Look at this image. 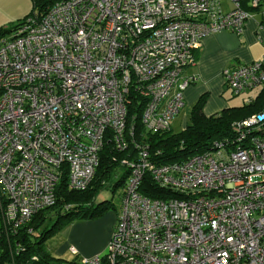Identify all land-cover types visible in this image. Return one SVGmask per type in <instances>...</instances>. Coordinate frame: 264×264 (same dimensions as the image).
Here are the masks:
<instances>
[{
	"label": "built area",
	"instance_id": "built-area-1",
	"mask_svg": "<svg viewBox=\"0 0 264 264\" xmlns=\"http://www.w3.org/2000/svg\"><path fill=\"white\" fill-rule=\"evenodd\" d=\"M231 1L226 12L223 0H60L1 39V231L55 205L64 175L69 189H87L109 138L136 155L122 160L130 172L107 251L82 264H264V109L183 161H156L145 141L185 109L198 78L184 70L203 38L243 31L252 12ZM246 1L264 12V0ZM223 75L245 104L264 86L260 61ZM148 174L160 197L142 191Z\"/></svg>",
	"mask_w": 264,
	"mask_h": 264
},
{
	"label": "trees",
	"instance_id": "trees-1",
	"mask_svg": "<svg viewBox=\"0 0 264 264\" xmlns=\"http://www.w3.org/2000/svg\"><path fill=\"white\" fill-rule=\"evenodd\" d=\"M33 1L35 6L33 16L40 19L60 0ZM31 16L32 14H28L14 27L0 28V38L6 32L12 35ZM205 101L206 94L202 95L191 108L190 121L181 131L174 132L171 129L146 136L145 141L150 146L156 161L162 163L183 161L193 154L210 149L217 140L234 137L235 122L264 109V86L252 103L230 106L209 116L203 111ZM132 117H136L132 125L138 138L143 130V123L141 106L136 103V99L129 105V119L131 120ZM135 155L134 144L129 145L127 150L118 151L113 141L108 138L100 154V165L95 179L87 189L79 191L69 189L67 175H64L58 185L55 205L40 211L28 225L19 228L16 232H5L0 228V264H82L51 255L43 244L52 234L59 232L73 220L103 215L110 207V200L98 202L97 194L108 185L125 186L130 169L122 165V160L135 158ZM120 170H122L120 178L113 180L114 172L116 174ZM142 191L153 197H160L164 193L162 188L153 183L149 174L145 177ZM70 204L72 206L66 208ZM19 243L21 246L18 245ZM34 256L38 259H34Z\"/></svg>",
	"mask_w": 264,
	"mask_h": 264
},
{
	"label": "crops",
	"instance_id": "crops-1",
	"mask_svg": "<svg viewBox=\"0 0 264 264\" xmlns=\"http://www.w3.org/2000/svg\"><path fill=\"white\" fill-rule=\"evenodd\" d=\"M9 1L15 4H12L9 9L0 7V27H5L6 23L22 15L20 13H26L23 8L29 7L33 0ZM241 3L245 9L252 12L243 31L237 33L224 29L208 34L194 51L195 62L184 70L186 75L198 78L184 92L185 108L189 111L204 94H206V101L203 111L208 116L234 106L230 101L234 96H242L243 101V95H234L227 87L223 75L224 69L254 61H260L264 66L263 8H252L246 0ZM222 4L226 12L234 7L231 0H223ZM187 119L188 115L184 113L181 118V124L184 123V127L188 123ZM121 174L122 170L114 178L118 180ZM118 217L119 215L115 212H110L100 217L99 221H88L86 218L72 221L48 240L46 250L51 255L64 259L69 255L81 258L104 254ZM71 248H75L78 253L74 254Z\"/></svg>",
	"mask_w": 264,
	"mask_h": 264
},
{
	"label": "rangeland",
	"instance_id": "rangeland-1",
	"mask_svg": "<svg viewBox=\"0 0 264 264\" xmlns=\"http://www.w3.org/2000/svg\"><path fill=\"white\" fill-rule=\"evenodd\" d=\"M12 4H15V3H11V1L9 0H0V7H4L5 9H9L11 8ZM23 10L26 11V13H20L22 15H19L18 17H15L12 21H9L8 23H6V26L4 28H8V27H14L15 25H17L19 23V21L21 19H23L24 17H26L28 14H32L33 16V12L35 10V6H34V2L32 1L31 5L27 8H23ZM21 12V11H20ZM4 20H7V19H4ZM0 28H3V27H0ZM11 36V33L9 32H6L4 36H2L0 39H3V38H7V37H10ZM231 103L234 104V105H240V104H243V101H242V96H234L231 98ZM186 114L188 115V119L187 121H190V118H189V114H190V111L189 109H184L183 110V114ZM182 113L180 115H178L177 119H175L173 122H172V130L174 132H179L181 131L183 128H184V123L181 124V118H182ZM119 173V172H118ZM117 175V173L113 174V180H114V177ZM258 178H255V180H257ZM123 189H124V186L123 185H108V186H105L102 190H100V192L97 194V197H96V200H98V202H101L102 200H105V199H108L110 200V207L108 208V210L101 216L99 217H94V218H86L89 220H94V221H99L98 219L101 217H104L106 216L107 214H109L110 212H115L116 214H120L119 212L121 211V208H122V196H123ZM66 206V205H64ZM72 205H67L66 208H69L71 207ZM97 219V220H96ZM77 220V219H76ZM75 221V220H73ZM72 222V221H71ZM117 223V222H116ZM116 225V224H115ZM45 226V224H44ZM65 227V226H64ZM63 227V228H64ZM42 228V226H41ZM62 228V229H63ZM115 228V227H114ZM61 231V230H60ZM58 233V232H57ZM57 233H54L52 234L46 241L45 243L43 244V246L46 248L48 245H46V243L48 242V240H50L53 236H55ZM66 260H69V261H77V262H80V258L79 257H75V256H68L66 257Z\"/></svg>",
	"mask_w": 264,
	"mask_h": 264
}]
</instances>
